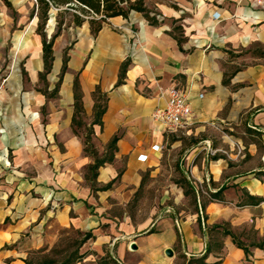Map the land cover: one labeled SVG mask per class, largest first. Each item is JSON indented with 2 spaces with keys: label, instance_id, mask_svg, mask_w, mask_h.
I'll return each instance as SVG.
<instances>
[{
  "label": "crops",
  "instance_id": "obj_1",
  "mask_svg": "<svg viewBox=\"0 0 264 264\" xmlns=\"http://www.w3.org/2000/svg\"><path fill=\"white\" fill-rule=\"evenodd\" d=\"M9 1L16 27L30 25L18 35L11 17L0 23V74L7 71L0 81V264H52L48 257L71 233L77 248L60 264L73 255L72 264H264V57L251 51L264 48V0H146L157 25L132 13L109 19L96 35L78 27L65 51L55 39L48 74L41 37L33 35L37 15L27 18L24 4ZM168 19L179 21L180 39ZM17 48L29 86L5 65ZM57 75L54 94L37 90L40 77ZM171 88L192 110L175 133L151 119ZM98 98L105 105L99 119ZM79 113L91 128L85 144L74 131ZM114 137L112 162L92 170L95 160L111 158ZM87 143L101 157L90 156ZM237 145L245 146L239 161ZM176 150L187 189L153 186L160 195L150 217L133 219L127 207L137 203L147 169L150 177L172 176L162 164Z\"/></svg>",
  "mask_w": 264,
  "mask_h": 264
},
{
  "label": "rangeland",
  "instance_id": "obj_2",
  "mask_svg": "<svg viewBox=\"0 0 264 264\" xmlns=\"http://www.w3.org/2000/svg\"><path fill=\"white\" fill-rule=\"evenodd\" d=\"M20 2L21 5L25 6V13H27V18L30 16L31 13H34V15H37V10H36V6H35V0H16V2ZM159 2H164L166 5H172L171 3H169L167 0H158ZM155 0H150V4H154ZM0 6H4L2 4V2L0 1ZM24 8V7H23ZM18 14L16 11L14 10H9L4 11V12H0V23H3L4 21L8 20L7 17H11L13 19V23H14V28H16L17 30V34L18 35H23V33H26V29L27 27H29L30 22L26 21L25 24H21V26L16 27L17 26V21H18ZM55 16H56V11L55 10H51L49 12V17L48 20L46 22L45 25V33L47 36V39L49 40L51 38V36L56 32L57 28H56V22H55ZM67 20H69V17H67ZM11 22V21H10ZM68 22V21H67ZM166 22L168 25H170V34L172 36H174L175 38H179L182 36V30L179 29V21L178 20H166L164 21ZM38 23V18H36L35 20V26H34V33L33 35H37L36 33V26ZM18 28V29H17ZM76 31L77 29L73 26H63L62 31L60 36L56 39L57 41V45L60 47H64V51L66 49H68L70 46H68V44H73L75 42V37H76ZM18 35L16 37V39H18ZM40 37V36H38ZM17 42V40H16ZM34 42L32 40V44H31V50H34ZM253 51V53H257L258 55H261L264 57V48H255V50H251ZM24 56V52L21 51V48H17L13 53L12 56L10 58V61H8L5 65L9 66V71L13 72L14 74L18 75L21 78V82L23 83V86H29V79L27 77V73L25 71V58ZM6 70L3 69V72L0 74V81H2V79L5 77L6 74ZM58 76L57 75L54 80H51V76L48 77V80L46 79V77H40L39 78V84H36V86L38 87V91H41L43 93L46 94H54L53 88L58 80ZM50 87V91H48V88ZM98 103L99 105H103L104 104V99L103 98H98ZM83 119H85V115H83V113H79L77 114V119H76V123L78 125V128L75 129V133L77 135H79L84 144L85 142H87L90 138L91 135V128L87 127L85 124V122L83 121ZM226 147V146H225ZM223 147V151H229L228 147L227 149ZM244 145H237L235 146V149L233 151V153L236 155V159L239 161L240 158L244 155L245 153V149H244ZM168 144L165 145V155L167 154V150H168ZM85 150L89 153L90 156H92L91 154L94 155L95 153V149H93L92 145L90 143H87L85 145ZM97 152V157H101V155H99V152ZM110 152V151H109ZM176 156L174 158H170V161L167 160V156H165V161L162 164V167L165 170H171L174 171L172 176H168L167 173H165L163 176H160L158 178L156 177H150V170L147 169L146 173L143 176V186L144 188H142V190H140L139 194H138V200L137 203L132 202L131 204H129V206L127 207V212L132 216L133 219H135L136 215H139V218L143 221H146V219L148 217H150L151 211H152V207L153 205H155V200L156 198L160 195L159 194V189L157 190L155 187L159 186V184L163 187V189H170L171 187V182L176 183L178 186L184 187L185 189H187V186L184 183V178L179 174V166L183 165V160L180 161V157L178 156L179 154L177 153L178 151H174ZM178 154V155H177ZM108 155V153L106 154ZM123 164L125 165V160H123ZM94 172L93 171H89L88 175L89 177H93ZM159 180V183L155 182V181ZM146 186H150L149 189H146ZM155 186V187H153ZM145 197L146 200L143 203V206L141 207V204H139V199ZM165 205V204H164ZM161 207V206H160ZM114 212L120 213L119 209H113ZM140 211V212H139ZM69 239L65 240L64 242L60 243L59 246L57 247V249H55L52 254L48 257V260H50L51 262H53L52 264H60L61 262H64L66 260H68V255L75 251V249L77 248L78 245V239L77 237H75L74 233H71L70 236L68 237ZM75 254V253H74ZM75 260V255L71 256L69 259V262L66 264H72ZM37 262H42L44 261L43 258L38 257L36 259Z\"/></svg>",
  "mask_w": 264,
  "mask_h": 264
},
{
  "label": "trees",
  "instance_id": "obj_3",
  "mask_svg": "<svg viewBox=\"0 0 264 264\" xmlns=\"http://www.w3.org/2000/svg\"><path fill=\"white\" fill-rule=\"evenodd\" d=\"M8 9L12 10V5L9 0H0ZM35 6L37 10V28L36 33L42 40V58L44 63V74H48L51 70L53 61V44L57 37L60 36L63 26H73L75 28L82 27L87 24L90 32L96 35L108 20L114 17H121L128 19L132 13H140L144 19L150 25H157L159 20L156 13L150 10L146 6V0H35ZM51 10L56 11L55 22L56 32L48 40L45 33V25L49 17ZM34 16V13L30 14V18ZM69 17V20H67ZM68 21V22H67ZM129 63L125 62L120 69L118 84L123 82L125 72ZM67 69V59L64 57L63 67L60 73L59 81L55 86V91L61 83L63 74ZM44 76V75H43ZM98 89V88H97ZM75 91V110L81 112V97L79 93L78 82L74 83ZM98 91V90H97ZM105 111V105H95V115L99 119ZM118 138L114 137L110 141L107 149L111 151V158L95 160L91 166L92 170H97L103 166L106 162H112L114 157V151L116 150V143Z\"/></svg>",
  "mask_w": 264,
  "mask_h": 264
},
{
  "label": "built area",
  "instance_id": "obj_4",
  "mask_svg": "<svg viewBox=\"0 0 264 264\" xmlns=\"http://www.w3.org/2000/svg\"><path fill=\"white\" fill-rule=\"evenodd\" d=\"M214 19H217V17ZM168 95L165 106L155 109L151 115V119L163 125L168 132L175 133L185 128L192 114V110L185 96L177 89L171 88L168 91ZM156 149L157 147H154V150ZM145 159V156L139 157L141 161Z\"/></svg>",
  "mask_w": 264,
  "mask_h": 264
},
{
  "label": "water",
  "instance_id": "obj_5",
  "mask_svg": "<svg viewBox=\"0 0 264 264\" xmlns=\"http://www.w3.org/2000/svg\"><path fill=\"white\" fill-rule=\"evenodd\" d=\"M166 254H167L168 256H171V255H172L171 251H167Z\"/></svg>",
  "mask_w": 264,
  "mask_h": 264
}]
</instances>
